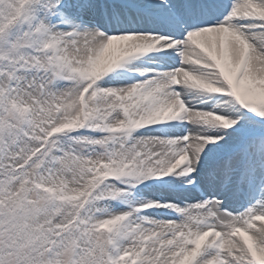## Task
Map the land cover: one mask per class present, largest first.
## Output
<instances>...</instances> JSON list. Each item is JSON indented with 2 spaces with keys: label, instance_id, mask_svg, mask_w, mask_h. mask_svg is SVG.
Returning a JSON list of instances; mask_svg holds the SVG:
<instances>
[{
  "label": "rangeland",
  "instance_id": "1",
  "mask_svg": "<svg viewBox=\"0 0 264 264\" xmlns=\"http://www.w3.org/2000/svg\"><path fill=\"white\" fill-rule=\"evenodd\" d=\"M82 1L0 0V22H9L19 8L37 6L43 10V22L36 28L39 55L21 57L15 62L14 70L0 73L1 118L12 119L21 125L12 110H26L29 115V123L20 138L12 145L0 148V217L22 193H25L30 202H38L46 208L27 223H18L15 234L25 231L40 241L44 236L55 237L72 225V233L66 238L68 245L64 249L60 248L63 262H68L76 253L105 238L106 264H149V261H146L147 243L136 238L138 232H133L132 219L142 225V228L150 229L157 222L156 215L170 222L179 223L180 234L172 230L171 235L177 238L182 247L195 249L196 243L201 239L198 232L204 229L214 236V239L205 245L204 258L198 262L195 257L192 264H229L222 242L218 240L219 236L216 234L215 222L218 219L210 216L214 206H210L209 201L222 205L221 201L212 193H204L191 171L183 172L184 181L181 184L174 182L171 184L160 179V175L165 174V168L160 164V160L169 153L167 149L175 144L169 140L170 138L175 137L181 144L188 145L189 133L197 130L196 133L201 134L211 147L215 145L213 149L220 158L218 160L221 161L227 155L229 148L230 151L237 146L243 156V167H247L251 162L256 171L260 172L264 147V74L253 81L248 78L242 79L241 64L233 73L229 72L225 65L219 62L223 55L217 50L210 57L212 71L204 67L200 59L192 62L187 68L191 72L195 86L190 88L186 95L182 94L183 97L180 95L177 97L176 107L168 110L172 113L161 122L155 121L153 119L155 117L140 112L137 114L133 108L124 104L100 108V101L88 95L78 100V106L75 104L74 119L67 121L63 116V110L70 92L74 89L75 91L77 89L78 98L81 86L87 87L90 84L91 89L99 83L98 78L101 76L108 77L105 80V87H108L110 82L114 83L115 80L121 79L127 85L135 81H147L152 78L148 76L149 74L159 72L167 64V60L169 63L172 61L169 54H161L157 47L154 51L149 52L147 49L131 55L124 59L125 62L116 60L114 70L107 72L114 65L111 64L107 67V73L91 79H86L89 78L87 75L81 76V72L73 71V66L69 68L61 59L65 49L73 44V30L67 26L62 15L64 9H69L75 15L81 16ZM127 1H113L121 5L118 7L121 15V10L129 3ZM230 1L235 0H223V4H231ZM146 4L151 8L156 5L149 2ZM176 5V1L172 3L173 7ZM154 10L161 11L159 8ZM101 12L100 16L104 15L103 10ZM223 16L214 22L220 23ZM111 17L103 16L100 19L110 21ZM113 18L121 21V18L116 16ZM130 19L128 20H133ZM255 21L256 18L252 19L251 30L244 32L261 43L259 61L264 66V26L257 25ZM209 24L203 26L204 30H212L213 26ZM247 48L251 54L248 46ZM159 53L164 59L158 58ZM147 55L155 57L156 60H148ZM157 60L160 61L159 67L154 65ZM179 65L180 63H175V68H171L176 75ZM123 67L130 70H123ZM203 72L218 75L223 87L218 90L210 88L201 80ZM240 77L242 83L238 80ZM173 79L175 78H168L166 88L173 92L179 91L178 82ZM205 92H209V96L201 99L200 93ZM223 96L229 99L228 105L231 109L226 108V112H221L219 108ZM189 115L192 117L189 118ZM82 118L90 122L83 137L94 139L102 150L101 155L86 157L69 153L58 158L55 163L47 161L38 165L31 162L40 145L49 137L82 129L84 125ZM159 131L171 132L173 136L160 137L162 138V141L159 140L160 146H156L154 141L146 140L143 148L142 142L135 141V134L139 132L150 133L148 135L163 133ZM225 133H231L233 137L238 138L234 142L232 140L228 148L219 143V139ZM108 144L114 146V154L110 161L105 151ZM106 167L107 176L104 173ZM234 170L236 173L233 176L236 177L237 168ZM221 171L230 172L232 167L224 166ZM154 172L162 173L152 175L154 179L146 175ZM207 174L210 178L216 179L212 170ZM115 175L121 179V184L112 182ZM157 181L160 183L157 184ZM190 183H195L196 188L189 187ZM157 188L170 189L179 195L191 189L199 199L205 200L189 204L183 199L165 200L164 203H160L154 195V189ZM262 188L264 192V186ZM47 195L52 201L50 202L52 206L48 204ZM156 205L164 207L171 205L176 209V218H166L156 213V210H153ZM258 223L264 230V221ZM251 224L253 221L246 222L243 225L245 228H242V236L245 239L243 251L246 258L236 257V260L241 262L248 259L249 262L246 264H264V257L256 253L259 242L254 236L250 237L247 229ZM239 227L242 226L233 224L230 230L233 232V229L238 230ZM14 251L16 245L12 236L9 235L6 225L0 221V264H18Z\"/></svg>",
  "mask_w": 264,
  "mask_h": 264
},
{
  "label": "bare ground",
  "instance_id": "2",
  "mask_svg": "<svg viewBox=\"0 0 264 264\" xmlns=\"http://www.w3.org/2000/svg\"><path fill=\"white\" fill-rule=\"evenodd\" d=\"M113 1L115 0H83L81 3V16L75 15L69 9L63 10V18L67 26L73 30V44L65 49L61 58L62 61L65 64L67 63L69 68L73 66V71L81 72V76L87 75L89 78L86 79H91L94 76L98 77L112 71L115 69L116 60L117 62H125V58L147 49L150 52L158 47L157 51L162 54L163 52L168 53L172 61L170 63L167 61L165 67L163 66L159 72L149 74L148 76L152 78L147 81H135L127 85L121 79L115 80L114 83L110 82L108 87H105V80L108 77L101 76L98 78L99 83L94 85L93 88L90 89V84L87 87L81 86L78 98L76 96L77 89L76 91L74 89L70 92L71 94H69L63 110V116L67 121L74 119L75 104L78 106V100L88 95L89 97L94 96L100 101V108L124 104V106L133 108L137 114L140 112L146 116L155 117L153 118L155 121L161 122L172 113L168 110L176 107L177 97L182 96V94L186 95L188 90L195 86L191 72L187 68L190 67L192 62L200 59L203 61L204 67H208L212 71L210 57L217 50L223 55L219 62L225 65L229 72L233 73L241 64L242 79L248 78L253 81L264 74V66L259 61V52H262L261 43L256 42L252 36L244 32L248 29L251 30L253 25L251 20L254 18H256L255 23L257 25L264 26L263 0H235L231 3L230 8H226L220 0L216 12L207 9V12L204 13V17L210 20L219 19L218 17L224 15L222 20L219 21L220 23H211V26H213L211 31L204 30V27L199 25L186 27V24L181 21L182 13L180 11H176L179 19L175 18L178 25L175 31L166 27H159L155 22L148 21L142 15H137L136 19L133 18L132 23L127 19L124 20L123 17L118 22L111 16L118 13V6L120 5L113 3ZM166 1L174 2L176 0ZM128 2L132 6L130 9L132 11L138 5L141 8L147 7L150 11L152 8L149 4H146L147 2L156 4L162 10L167 9L165 2H162V0H130ZM101 10H103L104 15L100 16L102 14ZM164 14L168 16L166 12ZM103 16L111 17L110 21L101 20L100 18ZM116 18L118 17L116 16ZM240 24L242 25L240 26ZM246 46L251 50V54ZM147 56L149 57L148 60H156L155 57ZM157 61L159 63L154 62V65L159 67L160 61ZM175 63H180L176 69L179 75H176L175 71L171 69L175 68ZM111 64H114L112 69L107 71V67ZM244 66L246 67L244 68ZM123 70L130 69L123 67ZM169 77L176 79L179 91L173 92L166 88V81ZM242 79L240 77L239 82L242 83ZM201 80L213 90L223 87V83L219 82L218 75L216 76L211 72H203ZM208 94L209 92L200 93L201 99L209 96ZM221 100L220 111L226 112V108L231 110L228 105L229 99L223 96ZM190 117L192 116L189 115ZM196 132L197 130L189 133L190 144L188 145L181 144L179 139L177 140L175 137L170 138L169 140L175 144L167 149L169 153L160 160V164L165 168V174L154 172L146 175L148 178L154 179L152 175L162 173L160 179L171 184L173 182L181 184L184 181L183 172L191 171L196 176L203 192L206 194L212 193L216 195V199L221 201L222 205L215 201H209V203L211 202L210 206H214L210 216L218 219L215 222L216 234L219 236L218 240L222 242L229 264H246L248 261L247 259V261L238 262L236 257L246 258L243 251L245 239L242 236V228L244 229V223L249 221H253L250 227L247 226L250 237L254 236L259 242L256 253L264 257V230L260 228V223H258L264 221L263 188L259 190L256 200L248 201L247 208H243V210H240L242 212H238L240 197L236 194V188L240 187L233 174L236 173L234 169L237 164L242 165V154L238 151L237 146L230 151L229 148L226 152L227 155L220 161L213 149L215 145L211 147L203 136ZM148 134L140 132L135 134V141L142 142L143 148L146 140L154 141L156 146H160L159 140L162 141L160 137L173 136L171 132ZM232 140L234 142L238 138L233 137L231 133H225L219 139V143L228 148L232 144ZM224 166L232 167V171L226 173L221 171ZM209 170H212L216 179L208 176L207 172ZM243 177L244 180L249 178L251 182L258 178L256 173L251 171L249 176ZM154 190L156 200L160 203H164L165 200L180 201L183 199L189 204L205 200L204 198L199 199L191 189L180 193L181 195L172 192L170 189L161 190V188H157ZM246 196L248 195L241 196V198ZM245 201L247 200L245 199ZM153 208L156 213L166 218L174 216L176 210L171 205L167 207L156 205ZM155 219L157 222L153 220L156 223L150 229L142 228V225L138 222L135 223L132 219L133 232H138L136 238L147 243L148 259L146 261H149V264H192L195 257L198 262L199 259L204 258L205 245L214 239L209 231L204 229L202 232H198L201 239L199 243H196L195 249L186 248L182 247L177 238L171 235L172 230H176L180 234L178 222H170L156 215ZM233 224L242 227H239L238 230L233 229L232 232L230 226ZM203 243L204 246L202 247ZM150 255L152 257L149 258Z\"/></svg>",
  "mask_w": 264,
  "mask_h": 264
},
{
  "label": "trees",
  "instance_id": "3",
  "mask_svg": "<svg viewBox=\"0 0 264 264\" xmlns=\"http://www.w3.org/2000/svg\"><path fill=\"white\" fill-rule=\"evenodd\" d=\"M43 21L42 11L35 7L19 8L9 22H0V73L14 70V61L27 55L35 54L36 42L34 28ZM26 111L16 112L18 120H25ZM20 122V121H19ZM24 132L12 119H2L0 116V148L12 145ZM70 153L86 154L92 156L96 153L95 142L89 143L82 140V136L59 135L51 138L35 153L31 162L41 165L52 160L54 154L65 156ZM4 182L6 179L3 180ZM48 204L51 200L48 195ZM44 206L38 202H30L25 193L13 203L10 209L0 217L6 225L9 235L16 245L14 251L18 264H106V243L98 241L82 252L76 253L68 262H63L60 248L68 245L67 236L72 233V227L62 231L55 237L44 236L40 241L31 237L25 231L15 234L18 223H27L32 218L39 216ZM12 229H14L12 231Z\"/></svg>",
  "mask_w": 264,
  "mask_h": 264
}]
</instances>
